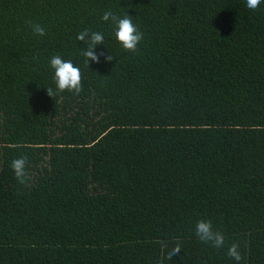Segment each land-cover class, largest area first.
I'll return each instance as SVG.
<instances>
[{
    "label": "trees",
    "instance_id": "trees-1",
    "mask_svg": "<svg viewBox=\"0 0 264 264\" xmlns=\"http://www.w3.org/2000/svg\"><path fill=\"white\" fill-rule=\"evenodd\" d=\"M245 4L0 0V264H237L231 243L264 264V0ZM107 11L131 16L137 51ZM85 29L111 61L85 63ZM56 55L79 94L47 95ZM202 219L224 247L198 239Z\"/></svg>",
    "mask_w": 264,
    "mask_h": 264
},
{
    "label": "clouds",
    "instance_id": "clouds-1",
    "mask_svg": "<svg viewBox=\"0 0 264 264\" xmlns=\"http://www.w3.org/2000/svg\"><path fill=\"white\" fill-rule=\"evenodd\" d=\"M262 0H246L245 6L248 9H257ZM103 21H110L113 24V35L115 40L121 45L124 50L135 52L137 51V45L143 39V33L140 32L137 26L133 23L131 16L125 14L123 17H118L111 11L104 12L101 16ZM31 30L34 34L43 36L45 35V29L38 23L30 24ZM77 41H82L87 47L81 50V55L85 57V63L88 65L89 60L99 63V55L94 51L95 47L99 44H104V35L98 31H91L85 29L77 34ZM105 61H111L112 55H104ZM49 66L53 71V81L55 84V91L52 87L46 88L47 95L53 97L55 92H74L79 94L82 90L81 84V71L79 67L74 66L71 60H65L61 56H52L49 60ZM27 157L20 156L14 158L11 161L10 167L13 170L15 178L24 184L27 180ZM195 235L198 239L204 243L210 244L214 248H221L225 246V236L219 230H214L212 222L210 220H198L194 229ZM166 242H162V247H166ZM181 248L179 244H176L168 252L167 258L171 259L172 255L179 254ZM227 255L239 264L242 259V255L239 251V244L231 243L227 247Z\"/></svg>",
    "mask_w": 264,
    "mask_h": 264
}]
</instances>
